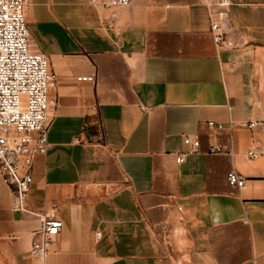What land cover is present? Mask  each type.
<instances>
[{"label": "crops", "instance_id": "obj_1", "mask_svg": "<svg viewBox=\"0 0 264 264\" xmlns=\"http://www.w3.org/2000/svg\"><path fill=\"white\" fill-rule=\"evenodd\" d=\"M217 1L27 0L56 106L27 211L0 178V264H264V131L246 126L264 120V0H229L228 45L216 50ZM229 132L232 155L214 153ZM43 214L63 226L32 259Z\"/></svg>", "mask_w": 264, "mask_h": 264}, {"label": "built area", "instance_id": "obj_2", "mask_svg": "<svg viewBox=\"0 0 264 264\" xmlns=\"http://www.w3.org/2000/svg\"><path fill=\"white\" fill-rule=\"evenodd\" d=\"M131 0H91L103 8H121ZM229 0H218L207 5L210 34L217 49L228 45L223 25L227 22ZM27 0H0V178L12 191V208L27 211V198L31 189L32 166L36 156L48 149L47 132L50 113L56 106L50 92L56 80L49 69L47 56L34 48L26 27L25 9ZM215 7V8H214ZM77 81H91V76H79ZM209 128L221 132L222 124L208 122ZM248 128L259 127L264 131V120L246 123ZM186 153H194L199 147L196 138L184 137ZM232 136L228 145L216 146L214 153L232 155ZM249 157H256L253 150ZM184 153L176 152V163L184 160ZM228 183L238 189L244 179L235 171L227 175ZM40 226L32 233L33 240L28 255L43 260L49 254L53 239L60 233L63 223L48 214L39 215Z\"/></svg>", "mask_w": 264, "mask_h": 264}]
</instances>
